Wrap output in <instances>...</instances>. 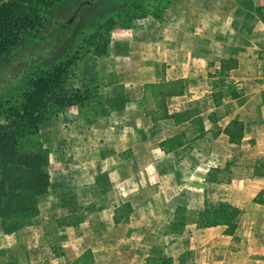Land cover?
<instances>
[{
    "label": "crops",
    "instance_id": "obj_1",
    "mask_svg": "<svg viewBox=\"0 0 264 264\" xmlns=\"http://www.w3.org/2000/svg\"><path fill=\"white\" fill-rule=\"evenodd\" d=\"M184 8L182 11L172 4L161 18L145 19L141 32L146 39L134 37L126 30L115 32L109 55L118 81L105 89L130 91L128 100L110 105L132 111L134 114L119 115L118 121L137 128L122 132L101 130L102 138H108L99 140L97 147L86 153L84 166L89 172L75 165L86 176L81 189L88 190L87 195L70 197L72 204L90 206L89 214L82 212L83 220L106 213L108 225L112 223L113 227L106 230L95 221L96 239L90 240L83 232L74 239L67 237L65 248L52 254L51 261L41 264H68L87 249L93 251L95 264H155L153 259L157 257H171L173 264H264V176L256 174V166L260 167V158L264 157V85H261L264 79V0L256 4L235 0L229 11H221L223 19L227 12V21L220 17L213 25L201 16L210 6ZM136 45L144 46V51H135ZM223 59L237 62V66L228 71V81L242 90L240 97L228 96L216 104L210 84L203 104L186 105L183 101L176 107L175 115L168 103L171 116L156 123L146 115L143 102L146 84L163 78H192L195 82L205 68L219 71ZM126 60H130L128 64L133 68L130 72L122 68ZM259 68L260 88L256 85ZM194 88L189 83L184 94L170 99L196 93ZM186 108L192 109L194 114L193 142L201 135L211 137L209 149L191 150L193 169L179 164L180 150L175 152L164 147L163 123L175 118L179 121L184 115L181 110ZM96 112L88 122L96 118L94 124L110 122L100 110ZM210 115L216 119V125ZM235 118L244 123L243 138L237 143L231 142L224 132ZM212 127L215 130L212 135L206 134ZM142 129L148 132L146 136ZM109 141L114 143L113 149L106 148ZM225 167L229 172L225 181L216 177L209 179L214 168ZM210 201L228 202L241 208L234 234L228 233L227 226L222 224L198 226L200 213ZM126 204L132 206V212L115 222L116 210ZM178 217L184 221L181 229L175 227V222L180 220ZM164 219L169 224L162 229L157 225L140 228L145 222L153 224ZM160 237L170 240L164 243ZM186 237H190L192 244ZM53 239L58 241L61 236ZM88 241L92 243L78 253L80 246ZM39 254L35 249L29 251L26 261L18 263H34V257Z\"/></svg>",
    "mask_w": 264,
    "mask_h": 264
},
{
    "label": "rangeland",
    "instance_id": "obj_2",
    "mask_svg": "<svg viewBox=\"0 0 264 264\" xmlns=\"http://www.w3.org/2000/svg\"><path fill=\"white\" fill-rule=\"evenodd\" d=\"M127 6L120 8V10L114 15L111 14L112 10L116 8V0H97L96 4L84 6L80 13L78 20L72 24V35L65 37L63 43L56 44L49 42V45L42 51L43 55L49 54L51 51L56 52L60 50L58 60H65L69 56H75L72 62L69 72L67 73L65 84L71 89H81L83 91L89 90L87 93V99L81 104H75L65 106L56 110L50 111L47 118L40 124V136L43 139L46 146L51 149L50 157V173H51V187L48 194L42 197L40 202V213L32 220L30 225L24 226L19 231L14 233H4L0 229V249L5 250L6 253L0 256V264H16L18 261H26V257L29 251L34 249L40 253L37 257H34V263L29 264H41L44 261H51L52 254L60 253L66 246V240L77 237L80 232L86 233L90 240H94L97 237L95 232L94 222L98 221V226L105 227L106 230L113 227L112 223L108 225V215L106 213L93 215L91 220L86 221L82 219V212L85 211L89 214V207L85 205L72 204L70 203L71 196L87 195L88 190H82L81 185L84 183L82 180L86 176L82 175L81 172L75 167V165L82 166L83 170L87 173L89 168H86L85 160L86 153L90 151V148H96L99 140L106 141L108 137L101 136V130H108L109 132H122L135 130L136 125L126 124L125 121H118L119 115H131L134 114L130 110L116 108L111 106V102H117L120 105L125 100L129 99L130 91H124L122 89H105V87L112 85L118 81L116 78L115 70L112 68V58L109 55L112 48V41L115 36V32L119 30H126L129 34L140 39H146L143 36L141 30L144 26V20L153 13L159 11V8L164 7V11L169 8L172 4L181 7L180 10H185L187 5H201L210 6L205 13H201L202 19L214 24L219 22L222 16L221 11H229V8L235 4V0H170L168 2L160 0H127ZM244 3L256 4L263 0H241ZM143 2L146 4L148 14L142 17L140 14L134 15L133 13L137 10V7L133 4H140ZM83 4L81 5V7ZM131 14L132 17L128 16ZM185 15V13L183 12ZM71 16V14H70ZM106 16V18H116V25L112 31L111 42L109 45L108 52L102 55L95 53L94 48L99 39L89 41V36L95 31L103 30L107 22L100 23V19ZM48 17V18H47ZM69 17V16H68ZM75 16H72L73 19ZM49 29L53 28L54 16H46ZM222 18V17H221ZM227 12L224 13V19L227 21ZM97 25V26H96ZM96 27V29L94 28ZM216 31V29H215ZM214 31V32H215ZM44 33L41 30L42 34ZM37 44L38 39L31 38V40ZM35 39V40H34ZM30 40V39H29ZM135 42V41H134ZM43 44V43H42ZM31 46H20L13 50L15 55L6 56L0 58V119L4 120V115L1 114V109L6 106V100L11 102H19L21 97L18 95L22 91L23 85H25L26 79L32 75L39 67V61L29 64L22 56L27 58V54H23ZM135 51H144L145 47L142 45H136L133 48ZM133 50V51H134ZM33 53V52H32ZM144 53V52H143ZM33 60V57H28V61ZM126 60L123 69L126 72H130L133 68L128 64ZM258 71V77H256V85L260 88V68ZM208 73L212 76H208ZM229 75V74H228ZM16 78V79H15ZM227 80L226 82H222ZM228 77H223L219 73L215 72V68L212 70L205 68L202 71V75L197 78V81H193L192 78L185 79L187 85L191 83L192 88L195 86L196 93H188L184 98H173L169 99L168 103L172 105L174 114L176 115V107L181 106L184 101L186 105L193 102H205V93L210 90L209 85H212V90H220L222 87L227 89L230 85ZM216 83L217 87H213V82ZM262 86L264 85V79L262 78ZM235 85V84H234ZM191 88V87H190ZM190 91V90H189ZM135 95V93H134ZM196 95V96H193ZM224 99L222 100V102ZM145 108L146 102L147 107L153 108L156 100L148 96L146 100H143ZM234 104V103H233ZM101 111V114L107 118H110V124L97 123V118L94 122H88V119L94 118L97 115L96 111ZM203 111L202 109H200ZM184 112L182 118L178 121L176 118L168 120L163 123L165 127V148L180 150L181 158L179 164L187 169L194 168V162L192 161L193 153L192 149H199L204 151L210 148V136L201 135L196 143L192 139L194 134V127L191 125L194 114L192 109H182L181 113ZM84 117V122H82ZM117 117V118H116ZM196 117V116H195ZM216 127V126H214ZM148 131L150 129H147ZM91 131V132H90ZM143 135L146 136L148 133L146 130H141ZM215 131L212 128L207 130L206 134L212 135ZM85 134H88L85 136ZM85 138V140H84ZM112 141V140H110ZM106 142L109 149H113V142ZM237 150V149H236ZM177 157V156H176ZM175 159V156L172 155ZM196 158V156L194 157ZM234 163V160L231 162ZM230 163V164H231ZM229 165V164H228ZM73 167V169H72ZM215 176L221 181H225L229 172L227 168H223L220 172L215 171ZM90 176V175H89ZM87 176V177H89ZM86 183V182H85ZM69 186V187H68ZM210 185V190H211ZM210 203H214L210 201ZM160 211V208L158 207ZM74 212V213H72ZM73 214L72 216L70 214ZM96 216V217H95ZM95 218V219H94ZM97 218V220H96ZM86 221V222H85ZM79 223V224H78ZM146 225H141L140 228L155 227L159 228L168 226L169 222L165 219L157 222H145ZM74 224V225H72ZM151 224V225H150ZM73 226V228H72ZM178 229L182 227L178 226ZM18 233L21 235L18 237ZM33 234V237H29ZM92 235V236H91ZM60 237L58 241H54V237ZM161 242H166L170 238L160 237ZM157 239V238H156ZM31 240V242H29ZM186 241L189 244L190 237H186ZM33 243V244H32ZM92 242L80 246L78 253L82 252L85 246H89ZM29 246V247H28ZM31 246V247H30ZM31 256V255H30ZM50 264V263H48Z\"/></svg>",
    "mask_w": 264,
    "mask_h": 264
},
{
    "label": "trees",
    "instance_id": "obj_3",
    "mask_svg": "<svg viewBox=\"0 0 264 264\" xmlns=\"http://www.w3.org/2000/svg\"><path fill=\"white\" fill-rule=\"evenodd\" d=\"M116 1L117 6L111 12L114 16L120 8L126 7L128 2ZM96 2L97 0H0V58L15 55L13 50L16 47L31 46L33 48H28L22 53V55L27 54V58L22 57L30 65L39 61L38 69L26 79L22 91L18 94L21 97L20 101L6 100V106L1 109L4 120L0 119V229L4 233H14L30 225L40 213L42 197L50 191L51 149L40 136L41 122L47 118L50 111L83 103L89 92V90L71 89L65 84L74 55L65 60H58L60 50L51 51L47 55H43L42 51L49 42L60 44L65 37L72 35L71 26L78 20L81 9ZM133 6L137 7L133 16L140 14L144 17L149 13L143 2ZM159 9L153 13L156 18H161L164 12V7ZM47 15L54 16L52 29L46 24ZM72 16L75 17L71 19ZM128 16L132 17L130 13ZM113 17L103 16L98 25L106 21V27L89 36V41L102 40V42L98 41L94 48L98 55L108 52L112 31L117 21ZM41 30L44 33L40 34ZM33 37L38 39L37 44L33 39L31 40ZM31 56L33 60L28 61V57ZM236 66L235 60L223 59L221 68L216 73L228 77V71ZM216 83L218 84L213 82L214 88L217 87ZM186 87L187 83L184 79L163 78L158 82L146 84L144 98L147 100L151 95L156 100L153 108L147 107L146 102V115L151 117L154 123L169 118L171 114L168 100L184 94ZM225 87L226 90L223 87L220 90L218 88L213 90L212 97L216 104H220L225 97L237 98L242 95V90L231 82ZM210 120L214 125L217 124L213 115H210ZM224 132L230 137L231 142L237 143L244 135L243 121L238 118L232 119ZM215 171L220 172L221 169L214 168L210 180L216 177ZM256 174L264 176V157L260 158V167L256 166ZM119 212L122 213L121 216ZM130 212L132 206L129 204L118 208L115 222L120 221V217H128ZM241 214V208L228 202H206L197 224L199 227L226 225L227 232L234 234ZM178 218L180 220L175 222L176 228L184 224L181 217ZM5 253V250L0 249V256ZM153 261L155 264L157 262L173 264L171 257H157ZM68 264H95L94 253L91 249H87L79 258Z\"/></svg>",
    "mask_w": 264,
    "mask_h": 264
},
{
    "label": "built area",
    "instance_id": "obj_4",
    "mask_svg": "<svg viewBox=\"0 0 264 264\" xmlns=\"http://www.w3.org/2000/svg\"><path fill=\"white\" fill-rule=\"evenodd\" d=\"M262 61H263V64H264V53H263V55H262Z\"/></svg>",
    "mask_w": 264,
    "mask_h": 264
}]
</instances>
